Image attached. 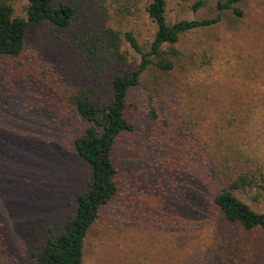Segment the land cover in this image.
<instances>
[{"label": "rangeland", "instance_id": "1", "mask_svg": "<svg viewBox=\"0 0 264 264\" xmlns=\"http://www.w3.org/2000/svg\"><path fill=\"white\" fill-rule=\"evenodd\" d=\"M6 1L27 18V0ZM152 1L52 0L75 7L72 24H29L22 53L0 60V264H37L31 255L72 218L91 180L74 149L86 124L73 102L85 96L100 112L111 103L113 79L140 57L124 41L120 61L104 33L131 32L150 50ZM220 1L165 0L166 20L211 19ZM241 8L243 18L227 13L166 46L173 70L152 66L132 89L134 129L113 156L118 193L88 233L85 264H264L213 204L244 176L256 185L233 194L264 213V0Z\"/></svg>", "mask_w": 264, "mask_h": 264}, {"label": "trees", "instance_id": "2", "mask_svg": "<svg viewBox=\"0 0 264 264\" xmlns=\"http://www.w3.org/2000/svg\"><path fill=\"white\" fill-rule=\"evenodd\" d=\"M244 1H220L217 15L211 19L184 20L170 25L166 20L165 0H153L147 6L146 12L157 30L148 51L142 48L131 32L121 36L112 29L106 30L104 35L115 57L125 62L126 57L121 52V46L126 41L131 50L140 57L139 65L113 79L112 100L102 112L85 96H80L73 102L75 112L86 124L83 132L74 140V149L89 165L91 180L87 190L77 197L76 209L65 224L63 232L47 238L31 255L37 264H85L84 249L88 233L98 220L103 207L118 193V170L113 156L121 137L134 129L127 117L132 89L139 86L144 73L152 66L166 72L173 70L174 64L163 58L166 46L177 45L181 36L186 33L218 26L227 13H232L231 20L243 18L241 4ZM75 13L73 5L61 3L53 6L52 0H27V18H22L14 15L11 4L0 0V60L3 57L16 58L22 53L29 24L49 22L57 30H64L72 24ZM171 53L178 55L174 49ZM147 107L150 119L159 121L158 109L153 101ZM253 184L256 185V182L240 176L228 188L215 193L213 204L221 212L225 222L242 233L244 242L255 241V248L257 250L258 246L260 260L264 263V213L253 211L233 194V190L246 189ZM259 185L264 192V177ZM227 257V262L222 260V263L234 264L231 257Z\"/></svg>", "mask_w": 264, "mask_h": 264}]
</instances>
